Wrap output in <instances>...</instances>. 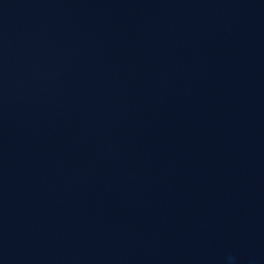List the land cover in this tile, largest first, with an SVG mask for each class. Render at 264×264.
Segmentation results:
<instances>
[{
	"label": "water",
	"instance_id": "obj_1",
	"mask_svg": "<svg viewBox=\"0 0 264 264\" xmlns=\"http://www.w3.org/2000/svg\"><path fill=\"white\" fill-rule=\"evenodd\" d=\"M0 264H264V0H0Z\"/></svg>",
	"mask_w": 264,
	"mask_h": 264
}]
</instances>
